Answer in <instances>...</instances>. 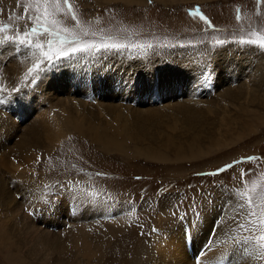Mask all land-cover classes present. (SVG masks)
<instances>
[{"label": "rangeland", "instance_id": "rangeland-1", "mask_svg": "<svg viewBox=\"0 0 264 264\" xmlns=\"http://www.w3.org/2000/svg\"><path fill=\"white\" fill-rule=\"evenodd\" d=\"M69 2L73 5L81 25L87 28L89 33H97L95 36L89 34L84 39L99 41L102 36H106L120 43L144 44L151 47L101 49L96 52L78 53L73 57L54 61V66L45 65L47 71L41 74L40 80L32 84L31 78L27 82L23 79L25 72L34 62L30 50L21 46L20 50L16 51V46L11 42L0 45V87L6 89L0 91V100L4 101L0 103V119L3 120L0 122V264H32L30 261H22L24 257L31 259L25 250V254H18V258L17 255L10 257L14 244L7 235L10 231L8 223L13 222L15 218L8 216L11 208L14 209L12 215L17 216L16 222L19 221L15 223L16 227L25 222L26 215L32 219L33 210L30 205H36L42 200L35 189L38 186H33L34 183H43L48 188V196L43 199L47 202L39 207V214L35 215L38 225L44 230L47 231L48 226L53 227L52 225L56 224L55 231H58V235L66 232L63 228H68L62 226L64 220L52 224L53 216L45 209L50 207L52 201L63 202L74 197L78 206L76 217L78 214H85V219H80L83 224L79 230L92 233L86 240L75 236L76 244L77 239L85 243H98L99 237L95 235L106 234L109 239V244L102 246L107 247L108 252L105 254L103 250L102 255L98 256V251L93 249L96 244L89 247L93 257L84 255L78 246L80 251L76 250L71 254L73 263L89 264L90 260V264H151L157 256L160 257V242L172 241L176 246H180V250L174 252L177 259L164 256L163 260H160L157 257L152 264H220L218 254L227 250L230 258V254L234 255L230 264H264V258L259 257L260 249L255 242H249V251H244L243 247L236 243L245 236H259L260 230L248 223L249 219L255 217H248V209L239 207L244 201L234 195L236 189L245 187L244 181L248 182V188L252 187L253 182L257 184L252 193L257 205L264 194V73L252 71L257 68H254V62L259 65L264 57V48L240 43L241 38L249 39V33L254 30L264 32V3L257 5L256 0ZM27 3L28 0H0V27L11 25L9 30L0 33V36L16 35L17 31L22 33L32 27L31 21L18 19L25 15L24 7ZM196 3H201L200 10L211 22V26L200 16L191 15L193 4ZM237 9L240 20L236 19ZM29 14L35 15L31 9ZM57 18L65 27H76V22L70 14L65 16L61 13ZM47 38L39 37L40 40ZM219 41L224 43H218ZM26 53H29L28 58ZM258 55H261L260 60H256ZM237 58L246 61L242 62L244 64L235 63ZM102 62H112L109 68L114 65L118 68L120 65L121 74L130 72L136 76L137 73L147 72L148 75L144 73L142 76L146 77L150 92L155 91L154 94L159 95L160 102H149V98L145 102L150 106L142 101L137 107L133 96L132 100L118 99V102L124 115L130 117L133 114L132 109L139 111L157 107L163 110L162 116L159 117L161 120L150 127L157 141L153 145L160 152L149 151L151 157L141 154L147 146L145 143L139 147V153H134L133 148H130L129 153H121L118 149H108L102 144L88 125L83 126L86 131L79 132L67 128L63 123L60 124L59 131L51 133V141H44L34 149L32 146L14 145L13 140L18 139L23 128L29 127L30 121L38 118V113L42 112L49 119L59 121L60 118L55 119L57 108L50 107L55 106L56 101L66 102L67 97L77 105L78 112L80 109L82 114L90 118V123L95 122L96 118L99 119L98 115L106 116L98 113L99 105H96L97 102L101 103L107 99L105 97L103 100L102 83L101 91L94 88L97 84L95 82L87 88L88 93L92 95V102L87 100L89 94H80L84 97L83 104H80L76 97L72 98L70 93L59 95L57 91L54 92L55 89L53 90V85L50 84L53 78L57 79V74L62 73V69L66 71L76 66L79 67V72L85 70L88 73L92 68H101ZM150 63L161 69L168 67L172 73L179 70L183 73L190 65L194 66L192 63L200 67L197 71L200 76L191 84V90H196L198 100H190L194 104L193 107L197 105L204 116L199 125L187 127L182 119L177 118L173 108V103L176 102L172 99L176 96L188 98L185 89L182 87L175 92H168L169 96L163 98V81L172 78L153 77L150 73L151 65L147 67ZM133 69L136 71H130ZM129 77L132 75L128 74V80H125L128 81L126 86H129V93H138L134 89L135 86H140L139 83L136 78ZM173 78L178 84H190L191 78L188 76L178 74ZM250 80L252 82L249 83ZM237 84L243 85L247 93L246 99L234 103L219 99L218 94L222 90L233 94L240 93L231 89L233 87L237 90ZM14 88L20 91H12ZM121 89L119 84L114 91L122 94ZM27 93L30 95L26 100ZM190 97L194 98L192 95ZM213 97L216 99V105L209 107L205 102L208 99L214 100ZM114 99L116 100L117 96ZM83 105L84 108H80ZM109 117L112 118V115ZM97 124L100 125L99 122ZM102 141L106 139L102 138ZM250 156L259 159L234 164L232 168L217 175L208 174ZM17 174L23 177H15ZM64 191H69L68 196H63ZM104 211L108 214H104ZM256 211L259 213L260 208L257 207ZM28 212L30 213L26 214ZM65 222L68 223L69 219L66 218ZM240 224H245L248 230L241 229ZM210 225L212 228L208 231ZM221 231L223 238L219 235ZM43 233L45 232H29L21 238L24 242L30 241V246L37 250L38 256L45 253L49 260L55 257L58 260L60 255L51 249L48 242L40 239ZM154 242L158 243V246L154 247ZM189 245H192L188 249H193V253L190 258H183L181 255ZM166 248L168 246H165L163 251ZM222 264H228V261L225 260Z\"/></svg>", "mask_w": 264, "mask_h": 264}, {"label": "bare ground", "instance_id": "bare-ground-1", "mask_svg": "<svg viewBox=\"0 0 264 264\" xmlns=\"http://www.w3.org/2000/svg\"><path fill=\"white\" fill-rule=\"evenodd\" d=\"M106 1H123L126 3H132L135 0H106ZM26 54H27L26 56L28 58L29 53H26ZM260 58H261V55H258L256 60H260ZM240 60L241 59L237 58L236 60H234V62L239 64V62L242 63V62L246 61V60H243V61H240ZM188 61H190V60H188ZM263 61H264V57L261 58V62L259 65H258V63L254 62V64H253L254 68H256V67L257 68L252 69V71L258 70L260 73H264L263 72L264 71ZM241 63H240V65H241ZM110 64H112V62H109V64L102 62L101 66H100L101 68H99V69L98 68L97 69L89 68L91 70H89L88 73L85 70H82L81 72H79V70H78L79 67H76V66L69 68L66 71H65V69L61 68L62 73H59L56 75L57 79L53 78L50 81V84L53 85V90L55 89L54 92L57 91L59 93V95L65 94V93H70L72 98L76 97L75 99H77V101H79L80 104L84 103V97H81L80 94H82L84 96L88 95L89 93H88L87 88L89 86H91V84L93 82L98 84V85L96 84L94 88H97V90L101 91L100 90V83H102V85H101L102 93H104L103 94V96H104L103 100L105 99V97L107 99H106V101H102L101 103L97 102L96 105L97 104L99 105L98 113H101L103 115L106 114V116L105 115L104 116L98 115L99 119L96 118L95 122L90 123V118L88 116L82 114L80 112V109L78 112L77 111V105L75 106L74 103H72V101H70L71 99H68V97H67L68 100L66 99V102L61 101V100L56 101L55 106L50 107L51 109L57 108V111L55 112V119L59 120V118H60L59 121L49 119L47 116L43 115L42 112L38 113V118L35 120L33 119V122L30 121L31 124L29 122V127L23 128L22 129L23 132L19 135L18 139L13 140L14 145H16L18 147L32 146V149H34V148H36V145H40L44 141H51L52 140L51 133L53 131H59L60 127H61L60 124L63 123L64 126H66L67 128L68 127L73 128L79 132L80 131H86V129L83 126L88 125V127L96 135V138H99L101 140L102 144L107 146L108 149H112V148L114 150L118 149V151H122L121 153H129L130 148H133L134 153H139V147L141 145H144L145 143L147 144V146L141 151V154H143V155L145 154L147 156H150L148 153L149 151L160 152L153 145L157 141L155 139L156 138L155 134L150 131V127L153 124H155L156 122H159L161 120L159 117L162 116L163 110L160 108H157V107L154 109H150V108L145 109L144 108L143 110H139V111L137 109H132V112H133L132 116L130 117V115L129 116L126 115L127 117H130V118H127L124 115V113L121 111L122 106H120V103L118 102V99H120V100H123V99L124 100H132L131 96H133L134 97L133 101H135L136 106L139 107L140 106L139 103H141L142 101H144V102L148 101L149 98H150L149 102L158 100L159 95L158 96L155 95L154 94L155 91L150 92L151 89L148 88L147 79L145 76H142L144 73H146V75H148L147 72L137 73L136 76H133L134 73L128 72V74L132 75V77H129V78H136L135 80L140 85L139 87L135 86L136 88L134 89V90L138 91V93H131L130 94L128 91L129 86H126L128 84V81H125V80H128V78H127L128 74L125 72H124L125 74L124 73L121 74L119 72L120 71V69H119L120 65L118 68L115 65L112 66V68H109ZM242 64H244V63H242ZM149 65H151V67H152L150 73L152 75H154L153 77L171 76V78H172V79L163 81L165 83V87L163 86V90H164V93L162 95L163 98L166 96L167 97L169 96L168 92H175L176 90L182 89V87H183V89H185V93H186V96L188 98L184 99L183 97H180V96L177 97L176 96L175 98L172 99L174 102H176V103H173V105H174L173 108H175V110H176L177 118L182 119L183 124H186L187 127L194 126L195 124L199 125L201 120L204 119V116H203L202 112L200 111V109L197 105L195 107H193L194 104L191 103L190 100H198L197 99L198 94L195 95L196 90L195 91L191 90V87H192L191 84H193L194 79H196L198 76H200V74L197 73V71L200 70V67L192 63V65H194V66L191 67V65H190L189 68L186 69L183 73L180 70L172 73L171 69H169L168 67H163L161 69L160 67L158 68V66H154L155 65L154 63L153 64L152 63L147 64V67H149ZM102 67H105V69H103ZM107 68H109V69H107ZM190 69H192V70H190ZM162 70H164V71L168 70V72H163ZM130 71H136V70L133 69ZM178 74L180 76L182 75V76L190 77L191 78L189 81L190 84H188V85L178 84L179 82L177 83L175 80H173L174 75H178ZM80 78H82V79H80ZM167 78H169V77H167ZM68 80H69V82H68ZM82 80H84L85 83ZM130 81H131V79H130ZM250 82H252V80H250L249 83ZM119 84L122 88L120 90V91H122V94H119V93L114 91V88L116 86H118ZM237 85H238L237 90H236V88H233V87H231V89L235 92H240V93L233 94V93H230L228 90H222L218 94L219 99L221 101L223 99V100H227V101H230L233 103L236 101H239V100L242 101V99L246 97L247 93L245 92V89L243 88L242 84H237ZM251 86H253L255 88L253 83H251ZM188 88H189V90H188ZM258 88H260V86ZM252 90H253V92L255 91L253 88H252ZM197 93H202V92L197 91ZM189 94L192 95V97H194V98H191ZM29 95H30V93H27V97L25 96L26 100L28 99ZM55 95H56V93H55ZM175 95H176V93H175ZM116 96H117V99L115 100L114 97H116ZM91 98H92V95L89 94V97L87 98V100L92 102L93 100ZM19 99H21V98H19ZM253 100H254V97H253ZM206 101L207 102H205V104H207L209 107L216 105V103H215L216 99L215 98H214V100L208 99ZM158 102H160V100H158ZM49 104H51V103H49ZM145 105L150 106L147 103ZM80 108L83 109L84 105ZM195 108H197L200 111V113ZM12 110H13V108H12ZM40 115H43V116L41 118H39ZM110 115H112V118L109 117ZM19 117L20 116H17V118H19ZM2 121L0 119L1 123H2ZM82 122H85L86 124H82ZM97 122H99L100 125H98ZM228 123H229V121H228ZM115 124H121V125L117 126ZM167 127H165V128H167ZM165 128H163V129H165ZM116 131L118 133H116ZM102 138L106 139V141L103 142ZM130 143H133V145L131 146ZM0 165H2L1 162H0ZM5 166H7V165H5ZM17 175L18 176H15V177H18V178L23 177L21 174H17ZM35 185L38 186V187H35V189L37 190L38 195L42 200L39 203H37L36 205H33V204L30 205V209L33 210V213H32L33 216L31 217L32 219L30 220L28 217L29 215H26L25 222H21L22 224L20 223L15 227V223L17 224V222H19V221L16 222L17 216L12 215L13 214L12 212L14 211V209L11 208V212L9 211L8 216L15 217V218H13V222L8 223L10 225V231H9V234L7 236H10V238L12 239V242L14 244V248L10 252L11 253L10 257H12L13 255L14 256L17 255V258H18V254L23 253V250H25L26 253L30 254L29 256H31V259L29 258L30 260H28V257H26V259L24 257L22 259V261L24 263H26L27 261H30V262H32V264H81V263H75V262L73 263L71 261V254H73L72 253L73 251L79 250L78 246L80 247L81 251L83 253H85L84 255L87 254L88 256H91V257H93L94 254H92V250H89V247L93 244H96L95 245L96 248H93L94 246L92 248L95 249L96 252L98 251L96 253L97 256L102 255L103 250H104L105 254L108 252L107 247H105V248L102 247L104 245L107 246L109 244V239H108L106 234L95 235V237L96 236L99 237L100 241L98 243H97V241H91L89 243H85V242H80L79 239H77V244H76V242L74 240L75 236H77L78 238H80L82 240H86L87 238H90V235L92 233L89 231L79 230V227L83 224L82 221L85 219V214H83L82 216H79V214H78V216L76 217V214L78 211V206L75 204L74 197L69 196L70 200H68L69 199L68 198V199L63 200V202H61V200H56L57 202L52 201L50 207H46V209H45V211H49V213L51 212V215L53 216V219L51 221L52 224L53 223L58 224L59 220H62V221L64 220L62 226L67 227L68 229L66 230V228H63L66 231L63 235H58V231H55L57 228V227H55L56 224L52 225L53 227L48 226L47 231L44 230L42 228V226L38 225V220L35 218V215L39 214L38 213L39 207H41L43 204H45L47 202V200H43V199L48 196V194H47L48 188L43 183H37V184L34 183L33 186H35ZM4 188H5V186H4ZM68 193H69V191H64L63 196H66V195L68 196ZM72 193L74 195L76 194L74 192H72ZM86 197H88V196H86ZM8 208H10V207H8ZM105 210L108 211L109 209L108 210L105 209ZM7 211H8V209H7ZM62 212H64V213L62 215H60V213H62ZM29 213L30 212H28L26 214H29ZM104 214H108V212L104 211ZM56 218H59V219L57 220ZM66 218L69 219L68 223L65 222ZM81 218L83 220L80 221ZM22 220H23V218L20 221H22ZM62 221H60V222H62ZM216 222L218 223V220H216ZM22 227H23V230H22ZM215 227H216V225H215ZM49 228H50V230H49ZM210 228H212V225H210L208 227V231L210 230ZM208 231H207V233H208ZM29 232L35 233V234H40L42 232H45V233H43L42 236H40V239L42 241L48 242L51 249L60 255V256H58V260L56 257L53 258L52 260H49L50 258L45 253H42V255L38 256L39 253L38 254L36 253L37 250L33 249L30 246V241L24 242L21 238L23 235H25ZM215 233H217V232L215 231ZM219 235H220V237L223 238V236H222L223 232L222 231H221V234H219ZM205 236H207V235L205 234ZM168 238L169 237H167L166 239L168 240ZM110 239H111V236H110ZM162 239H160V240H162ZM160 244H161V246H160L161 250L158 252V255L160 257H158L156 255L160 260H163L164 256H166V257L168 256V258L170 257L171 259H177V256L175 255L174 252L179 251L180 246H176V243L172 242V241L167 242V243H164V241H163V242H160ZM153 246L154 247L158 246V243H155ZM165 246H168V248L164 249V251H163V248ZM189 246L186 249L184 248L185 246L183 247L185 249V253L183 255H181L183 258H190L191 257V255L193 253V249L192 250L188 249V248L192 247V245H189ZM221 248L223 250V247H221ZM148 249H149V247H148ZM247 249H248L247 251H249L248 247H247ZM99 251H101V252L99 253ZM139 251H138V253H140ZM195 253L197 254L196 251H195ZM23 254H25V253H23ZM150 254H151V252L149 253L148 256H150ZM228 254H229L228 250L225 253H224V251H222L220 254H218L220 256V258L218 259L219 261H221L220 264H222V262H224L225 260L228 261V264H230L233 261V257H234L233 253L230 254L231 258L228 256ZM41 256H43V257H41ZM138 256H139V254H138ZM157 257H156V260H157ZM153 258H155V257L153 256ZM107 259H109V258L107 257ZM137 260H138V258H137ZM156 260H154V261H156ZM153 262H151V264ZM88 263L90 264V260H88Z\"/></svg>", "mask_w": 264, "mask_h": 264}, {"label": "snow or ice", "instance_id": "snow-or-ice-1", "mask_svg": "<svg viewBox=\"0 0 264 264\" xmlns=\"http://www.w3.org/2000/svg\"><path fill=\"white\" fill-rule=\"evenodd\" d=\"M257 5L264 3V0H256ZM34 11L35 15L29 14V10ZM24 16L18 17V19H27L32 22V27L23 31L22 33L17 31L16 35H3L0 36V45L12 43L15 50L19 51L23 46L30 50L34 59L31 67L27 69L24 74V81H29L35 84L41 79V74L47 71L45 65L54 66V61H58L62 58H70L78 53H89L103 50L112 49H124V48H139L146 49L151 45L144 44H127L116 42L112 37L102 36L99 41L93 39H84L85 36L91 34L92 36L97 33H89L87 28L81 25V21L77 18L76 12L73 10V5L69 0H28V3L24 7ZM63 13L65 16L71 15V18L75 20L76 27L69 28L63 25V22L57 17ZM191 15L200 16L206 23L211 26V22L206 16L203 15L199 7H196L191 11ZM237 20L241 19L239 15V9H237ZM11 25L5 24L0 27V33H6ZM46 36V40H40L39 37ZM250 38H241L240 43L257 45L260 48H264V32L252 31L249 33ZM218 43H224L219 41ZM0 91H6L0 87ZM12 91H20L18 88L12 89ZM0 100V103H3ZM258 157L250 156L243 158L240 161H234L233 164H228L223 168L217 169L216 172L208 173L209 175H217L220 172H225L227 169L232 168L234 164H239L247 161H255ZM242 176L244 173H241ZM247 181H244L245 187L243 189H236L234 195L238 196L241 201L240 208L248 209V217H255V219H249L248 223L252 224L254 228L260 230L259 236H245L242 240H237L236 243L243 247L244 251H247V245L249 242H255L259 249V257L264 258V194L260 197V204L254 203L252 193L256 190L257 184L253 182L252 187H247ZM259 207L260 211L257 213L256 208ZM239 227L247 231L245 224H240Z\"/></svg>", "mask_w": 264, "mask_h": 264}]
</instances>
